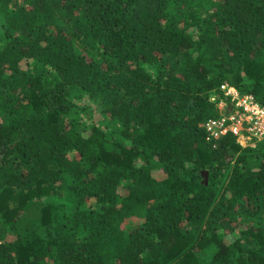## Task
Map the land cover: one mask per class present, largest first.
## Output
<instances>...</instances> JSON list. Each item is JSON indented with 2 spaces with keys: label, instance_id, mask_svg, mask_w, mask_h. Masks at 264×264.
Returning a JSON list of instances; mask_svg holds the SVG:
<instances>
[{
  "label": "trees",
  "instance_id": "16d2710c",
  "mask_svg": "<svg viewBox=\"0 0 264 264\" xmlns=\"http://www.w3.org/2000/svg\"><path fill=\"white\" fill-rule=\"evenodd\" d=\"M0 15V264H264V138L201 126L223 83L264 106V0H0Z\"/></svg>",
  "mask_w": 264,
  "mask_h": 264
},
{
  "label": "built area",
  "instance_id": "2783aa9c",
  "mask_svg": "<svg viewBox=\"0 0 264 264\" xmlns=\"http://www.w3.org/2000/svg\"><path fill=\"white\" fill-rule=\"evenodd\" d=\"M220 90L223 98L216 102L219 115L201 124L207 139L217 140L231 133L241 146H254L264 138V106L252 95L241 94L228 83L221 84ZM229 106L231 110H228Z\"/></svg>",
  "mask_w": 264,
  "mask_h": 264
},
{
  "label": "rangeland",
  "instance_id": "374dc122",
  "mask_svg": "<svg viewBox=\"0 0 264 264\" xmlns=\"http://www.w3.org/2000/svg\"><path fill=\"white\" fill-rule=\"evenodd\" d=\"M2 24H3V20H2V16L0 15V31H2ZM76 101V109L80 110L82 108L83 102L80 101ZM89 107V106H88ZM90 110V111H89ZM228 110H231V107H228ZM79 119L83 120L86 123L91 124V119L93 122H98L101 118V116L99 115L98 111H96L95 109L92 108H88L87 111H83V112H79L78 113ZM89 116H91V119H89ZM159 171H156V174H158ZM204 180L207 181V179L205 178ZM40 202L45 203V202H49L51 204L60 206V207H64L65 211L68 212V208L69 206H71V199L67 196V194H49V195H43L40 197ZM87 207H93L96 208L97 203L94 200L89 201L86 204ZM141 219L138 218L135 221H129L126 224V230H131L132 228H134L135 226H138L141 223ZM81 235V234H80Z\"/></svg>",
  "mask_w": 264,
  "mask_h": 264
},
{
  "label": "water",
  "instance_id": "95a60500",
  "mask_svg": "<svg viewBox=\"0 0 264 264\" xmlns=\"http://www.w3.org/2000/svg\"><path fill=\"white\" fill-rule=\"evenodd\" d=\"M205 176H206V173H205Z\"/></svg>",
  "mask_w": 264,
  "mask_h": 264
}]
</instances>
